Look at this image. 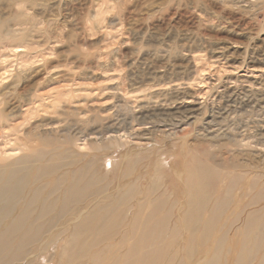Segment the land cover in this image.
<instances>
[{"label": "rangeland", "instance_id": "374dc122", "mask_svg": "<svg viewBox=\"0 0 264 264\" xmlns=\"http://www.w3.org/2000/svg\"><path fill=\"white\" fill-rule=\"evenodd\" d=\"M140 107L167 111L149 138ZM15 178L0 264H264V0H0V185Z\"/></svg>", "mask_w": 264, "mask_h": 264}, {"label": "bare ground", "instance_id": "6f19581e", "mask_svg": "<svg viewBox=\"0 0 264 264\" xmlns=\"http://www.w3.org/2000/svg\"><path fill=\"white\" fill-rule=\"evenodd\" d=\"M230 89V88H229ZM224 90H226L225 88H222L221 89V91H224ZM238 91V90H237ZM219 93V92H218ZM243 97L244 98H246L247 97V94L246 93H243ZM241 98V97H240ZM185 102H188L189 104H185V105H182V106H179V108L180 107H184V108H186L187 109V106H188V108H191L192 106H193V104L191 103L192 102V100H188L187 99V101L186 100H184ZM183 103V102H182ZM181 104V103H180ZM195 106V105H194ZM143 107H140L139 108V112H136V114H135V119H141L140 120V124H144V125H146V126H144V127H142V128H144V130H140L139 129V127L138 128H136L137 130H140V131H138L137 132V136L138 137H140V138H149V137H151L152 136V133H153V131H154V125L153 124H151L152 123V121L153 120H151L150 118H151V116L153 115V114H155V112H159V114H165L167 111H166V108H160L159 110L160 111H154V109L153 110H151V109H148V108H143ZM217 108V107H216ZM192 111V110H191ZM190 111V112H191ZM174 112V111H173ZM178 112V111H177ZM189 112V113H190ZM188 114V113H187ZM167 124V123H166ZM182 125V124H181ZM124 127V126H123ZM124 128H126V126L124 127ZM122 130H123V128H121ZM121 129H119V130H121ZM113 131H116V128L115 129H112ZM262 135V134H261ZM163 163V162H162ZM84 178H85V174L84 175H77V177L75 176V178H74V172H72L71 174H70V176L67 178V183H68V186L67 187H69V189H67L66 191H68V190H70V191H68L69 192V196H67L66 197V199L67 200H69V199H71L72 198V195H73V192H74V188H79L85 181H84ZM10 179V178H9ZM199 179H201V181H198ZM199 179H197L196 178V176L194 175V174H191L190 175V177H188L187 178V185L186 186H184L186 189H187V191H188V194H187V199L185 200V202L187 203V204H191V203H195V204H200V203H202L203 201H206V197L207 196H205V195H202L201 194V192L200 191H202L203 189H202V187H205V183L203 182L204 180H203V177H201V178H199ZM185 180H186V178H185ZM10 181H11V179H10ZM19 181H20V179H17V178H15L13 181H12V183H10V184H8V181H7V183H5V182H3L1 185H0V197L1 196H3L4 194L5 195H8V196H10L11 198H13V196L14 195H16V193H17V195H18V193H20L21 195V198H23L24 200L27 198V195H28V193L26 192V193H24V189L23 190H21L20 189V187L18 186V183H19ZM84 181V182H83ZM83 182V183H82ZM21 183V182H20ZM51 183V186H52V188H54V190H55V188H56V186H58L59 185V181L58 180H55V183H52V182H50ZM56 184V185H55ZM209 184V183H208ZM38 186V185H37ZM212 186V185H211ZM47 188V187H46ZM19 189V190H18ZM21 190V192H19ZM54 191H52V193H53ZM40 193V192H39ZM214 194H215V192H213ZM42 194V193H41ZM15 197V196H14ZM209 197V196H208ZM34 198H36V197H34ZM33 198V199H34ZM46 199V198H45ZM6 200H7V198H6ZM5 200V201H6ZM9 200V199H8ZM7 200V201H8ZM47 200V199H46ZM53 201V200H52ZM64 203H67V202H64ZM63 203V204H64ZM42 206H41V208H40V210H39V212L37 213V217H40V216H44V215H46L47 213H50L51 211H52V209L53 208H50L49 206H46V203H43V204H41ZM199 207H197V208H195V209H192V210H190V212H188L189 210H186L185 212H180L178 215L180 216V217H183L184 215H186V216H188V215H192V216H194V215H200L201 213H202V210H200V209H198ZM3 209V208H2ZM35 211V210H34ZM33 211V212H34ZM33 212L31 211V210H28V212L27 211H21V213L18 215V216H16V218L15 217H13L11 220L14 222V225H12V227L14 228V229H17V228H22L23 226H26L24 223H25V221H27V220H29V219H31L32 220V218H35L36 217V211L34 212L35 214H33ZM1 213H5V215L2 217V219L0 218V227H1V223L4 221V220H6L7 218H9L10 216H12L11 215V213H12V211H5V210H2L1 211ZM92 212H88V213H85L84 214V216L86 215V216H88V217H90L92 214H91ZM35 220V219H34ZM29 225V224H28ZM7 228L8 227H10V225H7L6 226ZM83 228V227H82ZM9 229V228H8ZM64 229V228H63ZM4 233V232H3ZM74 239V238H73ZM9 241V239H6V240H3V241H0V244L2 245V243L3 242H8ZM139 244H140V242H138V244H135V246L133 247L134 249H133V251H134V254L137 256V257H139V256H141V258L143 257H145V256H147L148 257V253L147 254H145V253H140L139 252V249L137 248V246L139 247ZM4 245V244H3ZM148 258H150V257H148ZM128 264H132L131 262L130 263H128Z\"/></svg>", "mask_w": 264, "mask_h": 264}]
</instances>
